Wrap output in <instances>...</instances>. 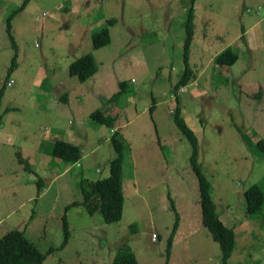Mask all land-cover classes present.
<instances>
[{
	"label": "rangeland",
	"instance_id": "obj_1",
	"mask_svg": "<svg viewBox=\"0 0 264 264\" xmlns=\"http://www.w3.org/2000/svg\"><path fill=\"white\" fill-rule=\"evenodd\" d=\"M22 1L0 0V236L21 228L42 251L59 244L64 206L81 199V178L108 174L109 136L117 129L126 175L120 219L108 223L98 211L71 205L68 243L42 264H110L123 250L139 264H221L218 242L201 222L191 146L172 113L191 0H27L16 10ZM192 5L189 61L195 74L177 90L183 115L197 136V158L211 183L216 212L234 225L227 263L264 264V203L247 214L242 193L251 183L264 191V152L255 145L264 139V0H193ZM10 14L17 56L7 75L14 52L6 31ZM109 17L115 22L107 24ZM102 25H108L110 41L90 51L89 31ZM227 46L240 53L235 77L217 73L210 58ZM86 51L99 69L81 81L68 73V63ZM48 90L68 95L71 109L61 126L88 118L94 108L115 116L113 129L91 121L96 128L82 136L63 135L81 147L74 162L46 154L52 139L62 136L51 131L57 116L41 107L40 96ZM58 104L56 112H68ZM16 151L28 157L27 164ZM169 195L179 214L174 229Z\"/></svg>",
	"mask_w": 264,
	"mask_h": 264
},
{
	"label": "trees",
	"instance_id": "obj_2",
	"mask_svg": "<svg viewBox=\"0 0 264 264\" xmlns=\"http://www.w3.org/2000/svg\"><path fill=\"white\" fill-rule=\"evenodd\" d=\"M27 0H23L16 10L23 8ZM193 0L188 7L187 17L184 22V37H183V68L180 76L173 83L172 89L174 91L175 106L172 109L173 119L176 126L187 138L191 146V153L189 155V162L191 168L197 178L198 182V196L201 211V222L208 229L212 238L218 242L220 248V261L221 264H228V257L231 255L235 246V231L234 225L230 226L224 222L218 215L215 209V203L211 195V183L203 172L200 162L197 158L198 139L194 130L186 122L180 98L178 97L179 86L185 85L194 77V70L189 63V49L194 33L193 24ZM11 14L6 19V31L10 38L12 47L14 48L11 57L10 65L7 68V75L16 65V42L11 33L10 26ZM107 24L114 23V18L109 17L106 19ZM110 41V32L108 25H102L100 28L92 31L91 42L93 47H101ZM238 58V52L235 49L227 46L214 55V64L219 66L216 70L220 75L221 72H226L229 65L234 63ZM97 70V63L94 55L90 51L81 53L73 58L68 63V73L75 75L79 80L83 81L91 76ZM227 75V74H226ZM125 81L120 84L123 89ZM260 93V91H259ZM1 94V90H0ZM261 94V93H260ZM153 97V96H152ZM154 99V97H153ZM154 106V103H153ZM89 115L98 122L104 123L109 127L114 125L115 116L95 108L89 112ZM240 129V128H239ZM109 136V141L113 148V156L109 159L108 174L104 177L95 179L81 178L78 185L81 190V199L72 200L64 206L62 218V239L57 245H50L45 251L40 250L24 233L21 228H10L0 236V264H42L47 254L56 249L64 247L70 238V229L66 217V210L75 204H81L88 213L100 212L102 219L105 222H113L120 219L124 195L122 190V160L124 157V144L117 136L118 130H113ZM242 136L246 135L242 132ZM256 147L264 152V139L259 138L255 141ZM52 155L60 157L65 161H76L82 153L81 148L77 143L69 141L64 138H56L50 148ZM18 160L27 164V158L20 155L16 151ZM41 178H37V193L42 189ZM243 197L245 200V211L247 214H253L259 211L264 203V191L257 183L249 184L243 190ZM170 197V206L174 210L175 219L173 222V229L176 227L179 219L178 211L175 208L173 199ZM172 234L167 238V251L171 248ZM110 264H139L137 257L128 250L118 251L112 257Z\"/></svg>",
	"mask_w": 264,
	"mask_h": 264
},
{
	"label": "crops",
	"instance_id": "obj_3",
	"mask_svg": "<svg viewBox=\"0 0 264 264\" xmlns=\"http://www.w3.org/2000/svg\"><path fill=\"white\" fill-rule=\"evenodd\" d=\"M95 29L94 28H91L89 33H90V38H91V33L92 31H94ZM244 33V32H243ZM242 33V34H243ZM193 38V37H192ZM225 46V45H224ZM90 51H92L93 49H97L99 47H93L92 45V42L90 44ZM222 48V47H220ZM220 48L217 49L211 56L210 58H214V55L220 51ZM240 48V47H239ZM190 51V49H189ZM240 60V53H238V58L236 59V61L234 63H232L231 65H229V67L227 68L226 70V74L228 72L232 73L233 76L235 77V70H234V65L236 63H238ZM190 63V61H189ZM214 63V62H213ZM191 65V64H190ZM206 65L202 66L201 67V70H203L205 68ZM213 66L215 67V69H219V66H215V64H213ZM192 67V66H191ZM213 67V68H214ZM99 67L97 65V70L96 72L98 71ZM194 70V69H193ZM75 76V75H74ZM227 76V75H226ZM250 81H252L254 83L255 86L259 85V86H262V81L260 80H253L251 79ZM54 95H58L60 99H56ZM41 99H40V102H41V107L43 109L44 112L48 113L49 115H56L57 116V121L54 122L56 125L54 127H52L51 131L52 132H62V136L61 137H58V138H64V139H67V140H71L72 142L76 143L74 140L68 138V137H64L63 135L65 136H82L83 135V130H86L88 129L89 127H93V128H96V125L93 124L94 122H91V121H97L95 120L94 118H92L90 115H89V112L87 113L88 115V118H81V119H73V121L69 122L70 124H68V126H61L60 125V121L62 120V118L64 117L65 114H69V111L71 109V105H70V102L68 101V95L66 94V92H63L61 94H56L54 93V91H51V90H48V91H45L43 92V94L40 96ZM92 97V96H90ZM59 102L63 103L65 106H66V109L68 112H64V109H59L58 111L60 112H64L63 114H61L60 112H56L58 106H59ZM175 106V105H174ZM173 106V107H174ZM95 109V108H94ZM173 109V108H172ZM93 110V109H92ZM91 110V111H92ZM69 121V120H68ZM98 122V121H97ZM114 126V125H113ZM113 126L111 127L113 129ZM115 128V127H114ZM113 130H117V129H113ZM112 130V131H113ZM6 136H9V135H6ZM13 136V135H12ZM2 137H0V142H3V139H1ZM56 139V138H55ZM55 139H52L51 141V144L52 142L55 140ZM5 142V141H4ZM40 143V141H39ZM41 144V143H40ZM79 145V144H78ZM80 146V145H79ZM81 148V147H80ZM82 152V150H81ZM48 153H51L50 152V148L49 150H46V154L48 155ZM82 156V155H81ZM28 158V157H26ZM124 159V157H123ZM48 161V159H47ZM79 163V162H77ZM122 167H123V160H122ZM122 190H123V193H124V186H125V183H126V175H123V170H122ZM43 186V180H41V187ZM45 190H43V188L41 189V191L39 192V195L42 197L43 194H44Z\"/></svg>",
	"mask_w": 264,
	"mask_h": 264
},
{
	"label": "built area",
	"instance_id": "obj_4",
	"mask_svg": "<svg viewBox=\"0 0 264 264\" xmlns=\"http://www.w3.org/2000/svg\"><path fill=\"white\" fill-rule=\"evenodd\" d=\"M257 7H258V9L261 8L260 5H258ZM247 10H249V8H247ZM263 15H264V11H263ZM12 82H13V80L11 78L6 81L7 84H11ZM185 89H186L185 87H181L180 91H184ZM171 95L174 97V94H171Z\"/></svg>",
	"mask_w": 264,
	"mask_h": 264
}]
</instances>
